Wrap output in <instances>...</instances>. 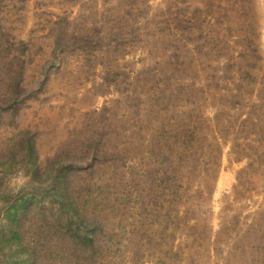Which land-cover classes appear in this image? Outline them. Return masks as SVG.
<instances>
[{"label":"rangeland","instance_id":"374dc122","mask_svg":"<svg viewBox=\"0 0 264 264\" xmlns=\"http://www.w3.org/2000/svg\"><path fill=\"white\" fill-rule=\"evenodd\" d=\"M0 25L13 54L26 43L22 84L42 78L17 112L2 114L0 152L29 132L43 165L55 155L81 156L91 141L107 138L119 151L127 136L162 123L177 132L192 126L173 187L159 183V198L161 186L141 191L164 216L169 203L178 212L154 228L140 264H250L243 249L264 241V0H0ZM160 82L176 96L160 97ZM253 86L258 95H245ZM8 169L0 165V216L7 199L28 190L29 177ZM93 188L99 201L105 192Z\"/></svg>","mask_w":264,"mask_h":264},{"label":"trees","instance_id":"16d2710c","mask_svg":"<svg viewBox=\"0 0 264 264\" xmlns=\"http://www.w3.org/2000/svg\"><path fill=\"white\" fill-rule=\"evenodd\" d=\"M8 35L2 32L0 25V59L3 60L0 75L5 77L0 95V118L4 113L17 112L22 98L31 96L42 84L41 77L26 86L22 84L26 43L20 42L22 55L13 54ZM55 37L53 57H57L56 51L60 46V36ZM45 72L43 68L40 76ZM160 84V97H164L166 92H169V97L176 96L177 88L169 91V85ZM254 90V86L253 89L248 88L245 95L256 97L258 93ZM235 92L239 97L244 93L242 88ZM155 120L160 126L163 119ZM168 127L165 129L162 123L161 128L157 127L149 134L127 136L119 150L121 154L117 147L115 150L106 144V138L91 141L81 156L55 155L43 165L30 133H20L11 147L0 152L2 167L7 166L8 170L16 168L29 177L28 190L16 201L7 199L3 203L0 264H140L145 261L142 259L148 256L150 241L156 235L154 228L163 220L167 222L172 212H178L169 207L170 203L165 216L163 206L161 209L151 208L156 203L154 196L159 198L165 190L159 183L163 181L168 188L169 185L173 187L176 179L172 177L179 172L178 159L181 157L177 151L185 152L187 141L191 142L192 136L195 137L192 126L182 128L176 125L178 132L173 125ZM181 130L185 139L177 145ZM213 133L211 141L218 147L222 143L217 141L216 130ZM171 140L173 142L169 143ZM135 141H138V153H131L130 148H134ZM143 142L149 146L140 147ZM145 162H149L152 169L145 167L141 170ZM77 175L82 181L75 183ZM154 185L161 186L159 193H156ZM114 186L121 187L119 193L115 192L119 198L112 197ZM93 187L105 192L99 201L90 194ZM152 188L155 195L147 193L143 200L141 191ZM175 193L171 194L173 203L180 199ZM121 198L122 202H118ZM121 205L122 211L117 208ZM246 235L247 230L242 238ZM222 251L230 257L231 249ZM242 253L248 255L250 264H264V241L247 243Z\"/></svg>","mask_w":264,"mask_h":264}]
</instances>
